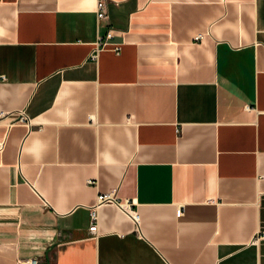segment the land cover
I'll list each match as a JSON object with an SVG mask.
<instances>
[{
    "label": "crops",
    "instance_id": "crops-1",
    "mask_svg": "<svg viewBox=\"0 0 264 264\" xmlns=\"http://www.w3.org/2000/svg\"><path fill=\"white\" fill-rule=\"evenodd\" d=\"M96 2L0 0V264H264V0Z\"/></svg>",
    "mask_w": 264,
    "mask_h": 264
},
{
    "label": "built area",
    "instance_id": "built-area-1",
    "mask_svg": "<svg viewBox=\"0 0 264 264\" xmlns=\"http://www.w3.org/2000/svg\"><path fill=\"white\" fill-rule=\"evenodd\" d=\"M96 16L97 19L102 20L108 17L106 11L105 0H97L96 2ZM113 35L111 29H108L104 36L99 35L97 40L95 41L93 50L90 54L91 58H96L99 51L103 49L106 44L109 43L108 39ZM113 49L118 52L120 49V44L115 43ZM249 106L247 105V108ZM18 122L28 124L29 119L23 112H19L18 118L16 119ZM92 182V180H90ZM103 204H111L118 207L126 216L130 218V220L134 224L135 231L139 232L140 230V214L138 210L134 206V200L132 198H121L117 194L116 188H110L107 190L99 191L96 195V199L93 204L89 206V217L90 224L88 226V231L91 236L97 235V218H98V208ZM181 213V208L178 207L176 209V214ZM18 264H38V258L36 256L21 258L17 261Z\"/></svg>",
    "mask_w": 264,
    "mask_h": 264
}]
</instances>
